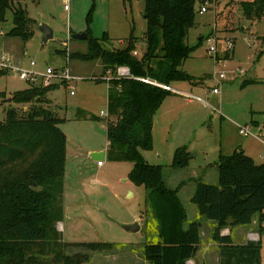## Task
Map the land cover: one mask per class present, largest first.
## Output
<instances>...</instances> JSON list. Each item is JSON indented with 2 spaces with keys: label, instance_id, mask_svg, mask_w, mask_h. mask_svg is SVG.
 I'll list each match as a JSON object with an SVG mask.
<instances>
[{
  "label": "rangeland",
  "instance_id": "1",
  "mask_svg": "<svg viewBox=\"0 0 264 264\" xmlns=\"http://www.w3.org/2000/svg\"><path fill=\"white\" fill-rule=\"evenodd\" d=\"M212 2L214 5H209L208 10L202 13L198 12L200 4L195 5V25L187 36V43L196 48L184 62L183 69L193 76V80L170 83L171 87L192 97L171 92L164 99L152 128V149L141 150L149 164L163 166L166 176L177 173L178 179L188 176H185V170L171 167L178 145H184L189 153L200 149L197 155L190 158V163L203 167L215 165L219 148L224 153H230V148L239 142H246L252 153L258 151L264 155V143L250 135L239 134L237 126H248L255 133L258 129H264L261 83L264 80V19L245 18L237 0ZM21 5L34 22L33 35L26 42L6 36L5 33L12 27V12L7 10L6 20L0 22V60L8 56L13 66L31 70L38 76L44 74L48 67L57 70L58 76L50 81L58 87L50 91L47 97L50 100L48 106L64 119L59 126L66 137L64 196L61 201L68 216L65 215L62 221L65 230L60 239L112 243L115 245L114 252L88 251L89 258L82 264H123L125 256L143 255L144 244L155 240L153 221L148 220L147 225L146 217L139 212L143 208L146 190L143 185L129 179L133 162L114 161L106 157L103 164L98 166L87 155L88 148L104 145L106 120L114 121L113 117L108 118L100 113H106L107 83L95 79L102 72L99 60L69 59L67 63L66 55L86 50V40L70 38V34L88 30L91 36L99 40L106 35L107 40L102 42L107 48H123L128 45L129 37L133 36V53L140 57L147 47L144 37L146 20L143 16L145 2L25 0ZM42 23L53 31V37L46 42H43V34L39 30ZM227 40L234 42L233 54L218 62L209 53V47L217 41V56L223 57ZM31 61L35 62L34 66L30 65ZM66 66L71 73L81 76V80L70 82L74 94H70L68 85L59 83L61 71ZM221 72L226 76L222 80L217 78ZM246 80L255 82L245 83ZM28 84L11 69L0 74V92H4L6 97L27 88ZM214 87L219 88L216 94L212 91ZM10 105L6 99L0 98V120L5 118ZM29 106L24 104L18 108L23 112ZM89 115L94 118H86ZM262 161L264 159L260 157L255 159L257 164ZM177 180L171 181L173 185ZM191 186L192 182L187 180L178 191L189 216L185 220L186 226L193 220L191 206L195 207L191 200L188 202L185 199V193L189 192ZM137 218L142 223L139 231L131 233L123 228V225L133 223ZM261 225L260 256L261 264H264V220ZM78 250L82 249L65 248L67 253ZM210 252L212 257L216 256L213 252L217 253L218 249H211ZM108 254L116 255L112 257H118L121 263L102 256Z\"/></svg>",
  "mask_w": 264,
  "mask_h": 264
},
{
  "label": "trees",
  "instance_id": "2",
  "mask_svg": "<svg viewBox=\"0 0 264 264\" xmlns=\"http://www.w3.org/2000/svg\"><path fill=\"white\" fill-rule=\"evenodd\" d=\"M22 1L0 0V22L6 20L10 9L12 27L5 35L26 42L33 35L34 22ZM205 1L144 0L147 47L140 57L133 54V36L123 48H107L102 42L107 40L106 35L99 40L88 30L86 50L66 55L68 60L101 63L102 72L96 81L107 83L106 117L114 118L106 120L107 157L133 162L129 179L146 190L139 212L146 217L147 225L148 220L153 221L155 240L143 246V256L150 264H186L197 252L201 230L197 221L184 226L187 213L178 187H168L163 166L149 164L141 153L152 149L153 118L171 92L139 78L148 77L165 85L193 80L183 69L196 48L187 43V36L195 25V5ZM237 2L245 18L264 19V0ZM232 54L226 52L222 59ZM120 66L127 67L131 76L116 77ZM108 71L111 77L103 79ZM4 72L0 70V74ZM261 83L264 95V80ZM57 87L56 83H36L9 97L0 92V98L11 104L0 120V264H82L89 258L88 251L115 250L109 242H64L56 229L63 213L66 137L59 126L64 119L48 106L47 94ZM24 104L30 106L22 112L18 107ZM189 155L184 145L178 146L171 167H187ZM216 171L215 184L195 179L190 200L201 216L216 223L213 240L220 245L219 264H261L260 240L234 244L220 231L226 226L249 224L257 215L262 232L264 161L257 164L241 149L228 155L220 153ZM69 246L82 250L67 253L65 248Z\"/></svg>",
  "mask_w": 264,
  "mask_h": 264
},
{
  "label": "crops",
  "instance_id": "3",
  "mask_svg": "<svg viewBox=\"0 0 264 264\" xmlns=\"http://www.w3.org/2000/svg\"><path fill=\"white\" fill-rule=\"evenodd\" d=\"M77 75H79V74H77ZM171 88L172 89H175L177 91H182V90H178V89L173 88V87H171ZM174 93L179 94L177 92H174ZM188 102H190V100H188ZM160 107L158 109H160ZM158 109H157V111H156V113L154 115V118H153V125H154V122L157 120V117H158V114H157ZM105 114H107V101H106V113ZM90 116H93V115H89V117L86 116V118H89L90 119ZM105 116H107V115H105ZM212 120H214V117H213ZM259 130L260 129H258L257 131H259ZM261 131H264V130L261 128ZM178 146H182V145H178ZM107 148H108V140H107V137H106V142H104V145L92 146V147L88 148L87 155L91 157V154L92 153L104 151L105 152L104 159H103V156L102 157L99 156L97 158H93L96 161V164H97V160H99V159L105 160V158L107 157ZM240 149L243 150V152L245 154H247L250 157H252L254 161L258 157H260V159L261 158L264 159V155L261 154L260 152L256 151L255 153H252L250 151V149H249V146L246 145V142H241V143L239 142V144L237 143L236 146H234L232 149L230 148V150H231L230 153H224V152H222L221 148H219L218 149L219 152H218L217 155L219 156L220 153L221 154H224V155H228V154L233 153L235 150H240ZM199 152H200V149H195L192 152L193 153V156L191 158H193ZM158 157H160V155H158ZM259 163H261V162H259ZM177 170H185L184 171V172H186V175L185 176H187V175L188 176L186 178H180V179H178L177 173H170L168 176H166L165 173H164V181H165V184L168 187H171V188L178 187V191H180V189H182L183 186H184V182L187 181V180H190L192 182L193 186H191L189 192L185 193V199L188 202L190 201V198H191L192 193L194 191L195 179L196 178H200L202 181L209 182V183H214V184L217 183L216 163H215L214 166L203 167V166H199V165H192L190 163V161H189V165L187 167H185L183 169H177ZM173 172H176V171H173ZM185 176H182V177H185ZM173 179L174 180H177L178 179L177 180V183L175 185H173V183L171 182ZM169 182H170V184H169ZM64 183H65V176H64ZM169 185H173V186H169ZM63 196H64V193H63ZM183 205L185 206V204H183ZM194 208L195 207H192L191 206V209H192V212H193V220H192V222L193 221H197V222L200 223V230H201V240H200V243H202V244L199 243L200 244V249L197 250L196 254L192 258H190V259H188L186 261V264H211L210 262H218V264H219V261H220V246H219V243H217V242H215L213 240V234H214V231H215V228H216V223L213 222V221H211V220L206 219L203 216H201L197 212V209H194ZM62 212H63L62 213V218L56 224V229L59 232V235H60L61 238L63 237L62 236V232L65 230V225L62 222L63 219L65 218V215H66L64 207H63V211ZM66 216H68V215H66ZM188 218H189V216L187 214L186 219H188ZM66 219H68V217H66ZM139 219L140 218H137L134 221V222H137L139 224L138 231L140 230V226L142 225V223L139 221ZM259 225H260V222L258 221V216L256 215L253 218V221L251 223L245 224V225L232 226V227L226 226V227H224V228L221 229L220 234L221 235H224V236L231 237V239H232V241H233L234 244H239V245L240 244H246L249 241H253V239L256 240V241L261 240V232H260V229H259ZM184 226H186L185 223H184ZM254 226L256 227V231H255ZM153 234H154V232H153ZM154 236H155V234H154ZM62 241H64V240H62ZM64 242L74 243V242H69V241H64ZM130 243H133V242H130ZM214 248L215 249H218V252L217 253L216 252H213V253H215L213 255H216V256H213L212 257L210 255L211 254L210 250L211 249H214ZM102 256L107 259L109 257L113 258L112 256H116V255H112L111 256V255L108 254V255H102ZM124 258L126 260L123 262V264L124 263H127V264L130 263L131 264V262H133L134 264H150L144 258V256L142 254L141 255H127ZM114 259L116 261L118 260L121 263V260H119L118 257H115L112 260H114Z\"/></svg>",
  "mask_w": 264,
  "mask_h": 264
},
{
  "label": "built area",
  "instance_id": "4",
  "mask_svg": "<svg viewBox=\"0 0 264 264\" xmlns=\"http://www.w3.org/2000/svg\"><path fill=\"white\" fill-rule=\"evenodd\" d=\"M209 5H214L213 3H209L208 0L203 2L202 4H200L199 6V10L198 12L202 13L208 10V6ZM234 48V42L232 40H227L226 43V47H225V53H231L232 50ZM209 53L215 57V59L219 62L222 59V57L217 56L218 53V48H217V41H214V43L212 45H210L209 47ZM133 54H136L135 52ZM218 58V59H217ZM67 59V63H68V58L66 56ZM35 62L31 61L30 65L34 66ZM12 70L15 71V73L18 75V77L22 80H25L27 82H29V84H36L39 79H40V83L44 84V85H48L51 83V79L54 76H58L57 70L52 68V67H48L46 68L44 74H42L41 76H38L35 72L31 71V70H25L22 69L21 67H19L18 65L13 66L10 58L7 56H4L1 60H0V70ZM116 77H125V76H131L129 73V69L125 66H120L116 69ZM111 77V73L108 71L106 73V75H104L103 79H109ZM225 73L221 72L218 74L217 78L218 79H224ZM59 78L61 79L60 82H64L66 85H68V88L70 89L69 92L70 94H74L73 92V86L70 85V82L72 81H76V80H81V76L77 75V74H73L71 73L70 69L66 66L64 67V69L61 71V75L59 76ZM96 79V78H95ZM141 81L146 82V83H151L154 85H157L165 90H168L170 92H177L179 94H182L188 98H191L192 96L183 93L182 91H177L175 89H172L169 85H165V84H161V83H157L155 80L150 79L148 77H140L139 78ZM213 93H218L219 92V88L218 87H214L212 89ZM198 99V98H197ZM101 114H105L103 111L100 112ZM107 115V114H105ZM238 126V132L241 135H250L255 137L256 139H258L260 142L262 141L264 143V131H261V129L259 131L252 132L250 130V128L248 126H241V125H237ZM264 130V129H263ZM104 160L103 159H99L97 160V165L101 166L103 164Z\"/></svg>",
  "mask_w": 264,
  "mask_h": 264
},
{
  "label": "water",
  "instance_id": "5",
  "mask_svg": "<svg viewBox=\"0 0 264 264\" xmlns=\"http://www.w3.org/2000/svg\"><path fill=\"white\" fill-rule=\"evenodd\" d=\"M39 30L43 34V37H42L43 42H46L47 40H49V39H51L53 37L52 29L49 26H47L46 24L42 23L39 26ZM86 37H87V34L85 32L70 34V38L77 39V40L86 39ZM99 156H101V157L103 156V159H104L105 152L101 151V152H95V153L91 154L92 158H97ZM189 156L191 158L193 156V153H190ZM123 228L126 231H129V232H136L139 229V224L137 222H133V223H130V224H125V225H123Z\"/></svg>",
  "mask_w": 264,
  "mask_h": 264
}]
</instances>
